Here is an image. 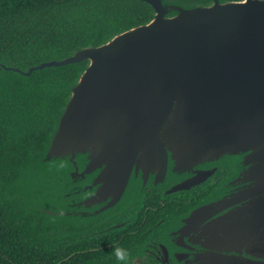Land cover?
Here are the masks:
<instances>
[{"label": "water", "instance_id": "1", "mask_svg": "<svg viewBox=\"0 0 264 264\" xmlns=\"http://www.w3.org/2000/svg\"><path fill=\"white\" fill-rule=\"evenodd\" d=\"M141 1L153 8V19L105 44L27 71L2 65L29 76L88 61L36 171L95 178L88 200L106 208L122 198L134 172L162 180L170 169L185 176L232 157L231 190L193 211L177 234L196 228L205 240L203 264H264V0ZM211 173L197 172L179 187Z\"/></svg>", "mask_w": 264, "mask_h": 264}, {"label": "trees", "instance_id": "2", "mask_svg": "<svg viewBox=\"0 0 264 264\" xmlns=\"http://www.w3.org/2000/svg\"><path fill=\"white\" fill-rule=\"evenodd\" d=\"M154 14L141 0H0V264H119L110 251L78 252L84 247L75 236L65 241L62 218L14 199L33 198L41 191L42 186L27 180L36 177V161L47 149L70 88L88 61L44 68L29 76L2 65L27 71L64 59L145 25Z\"/></svg>", "mask_w": 264, "mask_h": 264}, {"label": "flooded vegetation", "instance_id": "3", "mask_svg": "<svg viewBox=\"0 0 264 264\" xmlns=\"http://www.w3.org/2000/svg\"><path fill=\"white\" fill-rule=\"evenodd\" d=\"M220 165L201 166L185 176L170 169L162 180L134 172L122 198L106 208L88 200L95 192V178L55 171L37 173L27 181L42 186L36 195L63 213L53 217L64 220L61 232L65 241L74 236L80 240L84 249L78 252L110 251V257L116 259L113 249L121 246L129 250L130 264H203L198 256L206 250L202 248L205 240L196 228L182 238L177 231L193 211L231 190L230 180L237 175L235 159L227 157ZM209 170L210 176L199 184L179 187L195 179L197 172ZM36 195L32 197L37 199Z\"/></svg>", "mask_w": 264, "mask_h": 264}, {"label": "clouds", "instance_id": "4", "mask_svg": "<svg viewBox=\"0 0 264 264\" xmlns=\"http://www.w3.org/2000/svg\"><path fill=\"white\" fill-rule=\"evenodd\" d=\"M113 251L118 261L123 262V264H130L131 257L128 249L121 246H116Z\"/></svg>", "mask_w": 264, "mask_h": 264}, {"label": "rangeland", "instance_id": "5", "mask_svg": "<svg viewBox=\"0 0 264 264\" xmlns=\"http://www.w3.org/2000/svg\"><path fill=\"white\" fill-rule=\"evenodd\" d=\"M36 196L38 197L37 199H31V198H29V199L35 200V201H40L41 203L44 202L45 199L41 198V195L40 196L39 195H36Z\"/></svg>", "mask_w": 264, "mask_h": 264}, {"label": "snow or ice", "instance_id": "6", "mask_svg": "<svg viewBox=\"0 0 264 264\" xmlns=\"http://www.w3.org/2000/svg\"><path fill=\"white\" fill-rule=\"evenodd\" d=\"M240 2H243V0H240Z\"/></svg>", "mask_w": 264, "mask_h": 264}]
</instances>
